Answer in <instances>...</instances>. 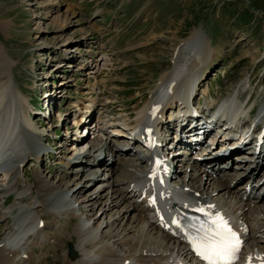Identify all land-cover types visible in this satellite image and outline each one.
<instances>
[{
  "label": "rangeland",
  "instance_id": "rangeland-1",
  "mask_svg": "<svg viewBox=\"0 0 264 264\" xmlns=\"http://www.w3.org/2000/svg\"><path fill=\"white\" fill-rule=\"evenodd\" d=\"M161 1L132 0L130 3V0H0V71L3 70L4 75L8 73L11 75L17 90L21 87L33 102L40 100L43 87L48 90L52 85V77L55 76V69L50 66L47 68L49 64L47 59L50 57L61 63L64 62L63 59L67 54L71 56L68 59L73 64L71 66H69L71 63L65 64V67L69 66L68 69H63L58 75L61 84L66 85L64 91H61L62 98L56 100L61 111L50 123L42 122L45 126L42 128L49 130L52 137L58 138L57 153L69 142L64 140V136L69 132L68 137H70L68 130L70 125L74 138L80 136L76 137L80 131L85 132L84 125H78L79 128L76 129V124H73L75 115L70 113V109L75 101H84L91 96L99 100L95 107L97 109H94L95 117L87 124L89 127H95L101 113L104 119L116 117L119 121H121L120 114L124 116L128 114V120L132 121L137 109L141 108L149 98V93L155 87L160 75L174 69V60L179 59L178 54L181 49L173 58L177 45L182 40L190 41L191 33L196 28L200 30L202 28L211 39L210 46L215 48L214 53L209 54L204 62L205 65L211 57L213 58L205 69L204 65L200 68L195 66L194 69V83L199 89L197 99L201 106L216 103V109L219 102L232 96H237L236 98L239 96L238 99L243 102L251 96L250 103L245 107L254 109L252 114L254 115L264 103V0H164V4H160ZM60 12L63 18L66 15L71 18L62 22V25L66 23L63 28L62 25L60 27V22L55 23V17ZM96 12H99L98 15ZM101 52H104L103 62L107 64L104 65L106 67H103L101 74L95 73L98 78L92 77V74L77 66L82 59H92ZM77 59V63H74ZM41 65H44L42 73ZM189 75L190 71H183L181 79ZM178 82L179 80L176 81V85ZM91 85L95 88L92 94L87 90ZM183 91L185 96H188L187 90ZM202 91H206L207 94L204 96ZM2 103H0V122L7 117L10 119L18 115L17 105L13 108L8 102ZM25 103H28V99ZM30 109L34 112L33 116L31 113L33 123L40 127L38 121L42 118L41 115H38V110L33 106ZM245 116L241 118L244 119ZM108 126L107 122L101 135H112L110 131L113 129ZM93 136L91 131L85 140L88 143H97L99 138H92ZM172 136L175 134L173 133ZM116 138L112 137L116 148L117 145L123 148L127 144L136 150L140 147L139 144L129 145L131 142L125 137ZM47 142L46 139H41V143L47 144ZM81 143L76 142L75 146L78 148L83 145ZM70 144L73 143L70 141ZM64 150L68 152V148ZM101 150L106 151L102 147ZM126 151L129 150H123L122 155L134 161L138 169L141 168L143 171L144 163L138 162L137 155L131 150ZM99 154L98 152L97 155ZM103 154L101 155L104 156ZM67 155L61 152L58 157L50 160V164L44 162L42 156L40 161L34 156H28L21 163V172L23 164L26 171L22 180L37 185L38 176L35 170L39 169L44 179L63 182L61 186L64 192H66L64 188L72 189L76 182L79 181L80 184L84 180L83 185L76 186L80 189L75 194L77 199L75 201L80 202L83 209L89 210L92 207L91 202L87 201L89 196L100 191L101 184L107 185L106 180L112 175V166H104V171L96 168L93 171L97 176L94 174L86 178L87 175L76 173L81 168H72L70 160L65 159ZM106 158L110 159V162L114 160L112 155ZM111 165L116 170L120 166ZM126 169L132 172L135 167L127 166ZM2 172L3 170L0 172L1 177ZM60 178L63 180L59 182ZM134 180H130L129 183ZM199 184L200 182H196V186ZM216 188L215 186L214 189ZM7 189L0 185V236L12 224L9 207L16 196L12 194V197L7 198V194L15 191L8 192ZM26 201L32 200L27 198ZM100 207L101 205L98 208ZM121 207L116 209L113 206L111 216L121 211ZM124 209L121 212L122 217L126 214ZM141 209H143L142 205ZM46 210L47 208L39 211V215L45 221H50L46 224L45 231L56 236L53 238L55 241H47L44 247L35 248L36 252L42 253L41 258H37L36 264H67L68 243L77 241L78 235L73 229L79 223V217L59 219ZM82 211L81 208L78 212ZM94 211H88V215H93ZM131 217L125 220L119 219L116 223H119L118 227L116 224L105 227L104 238H110L115 227L116 230L122 228L131 230L130 226L127 227L128 223H131ZM121 220L124 221L121 223ZM61 222L67 223L64 228L61 227L64 229L63 232L60 231L61 229L52 228L54 224ZM165 243L170 244L169 240H165ZM70 264L78 263L70 262Z\"/></svg>",
  "mask_w": 264,
  "mask_h": 264
},
{
  "label": "bare ground",
  "instance_id": "bare-ground-1",
  "mask_svg": "<svg viewBox=\"0 0 264 264\" xmlns=\"http://www.w3.org/2000/svg\"><path fill=\"white\" fill-rule=\"evenodd\" d=\"M57 4L59 5V2ZM69 10L70 9L68 7V11ZM66 16L65 18H63L61 12L58 13L55 17V23L60 22V27H61L62 22L71 19L69 15L67 17ZM65 24H63L61 28H63ZM191 37L192 38L190 41L182 40V42L179 44L178 48L176 49V53L174 57L178 54L179 49L180 48L181 49L178 54L179 59L174 60V69H171L160 76L157 82L158 84L154 89H152V95L149 97V99L144 103V105L141 108L137 109L133 118L134 121L128 120V116H129L128 114L125 116L121 114L120 116L117 115L121 118V121H119L116 117L104 119L105 117L101 113L99 118V123L102 125L101 126L99 125L101 129L99 130L98 135L102 136L103 138L100 139L99 142L100 145L97 147V149H95L94 145L90 146L89 148L90 153L88 155H84L87 159L82 158L83 155H79L80 146L78 148L75 146L76 142H82L83 144L87 143L88 141L85 140L87 136L83 138L82 137L83 135H81L82 131H80V133H77L78 135L76 137H78L79 135L80 136L78 138H74L73 131L70 130L71 128L70 125L68 130L70 131V141L73 144L67 143L66 145H63L62 150L60 152L68 154L67 155L68 159H71V157L74 156L73 157L74 160L72 161L73 167L75 166L81 167L83 168V170L87 169L89 170V172H86L87 173L86 175L93 176L94 175L93 170L95 168H100L102 167V165L108 163L109 161L107 160V158H105V156L102 159L98 157L100 155L91 154L93 152H96V154L100 152V154L104 153L106 155H112L114 158L116 157L114 159V162L112 163H115L116 166L120 165L119 169L116 170L115 167H113V165L109 164V166H112L111 167L112 175L108 176L106 180L107 185L103 186L100 183L102 189L98 191L96 194H92L91 196H89L87 201L91 202L90 205L92 207L88 211L90 212L95 210L94 213H92L93 215L87 218L79 216L80 222L76 225V227L73 230L78 235L76 247L81 251V254L79 257L75 259L76 261L74 262L78 264H125L126 260H130L129 264H164V261H173L175 259L176 254L177 255L187 254L186 251L182 252V250L185 248L184 246L181 248V250L178 253L175 252V247L174 245H172V242H170L169 240V234L166 235L165 232L162 231L157 226L156 224L157 220L154 212L152 210H149V208L145 204V200L141 199V196H143L150 188L148 183L145 181L143 183L138 184L144 179L143 173L145 172V168H146V157L143 156V154L140 155L139 152H138L139 154H137L139 155L138 161L144 163L145 166V168L143 166V171H142L140 168L141 167L140 164H139L140 169H138V165L134 163V161L122 155L123 149H121L119 145H117L118 148H116V144L115 142H113L112 137L115 138L119 137L118 139L125 137L129 141H134L133 144L139 143L140 135L138 134L136 136H133V134L134 132H137L139 130L140 123L146 118V112L150 109L152 103L156 102V100H159L160 103L163 104V108L160 110L159 113H157V115L151 121L156 123L158 127L162 125L167 127L169 130H173L176 127H178L179 119L182 118L178 116L179 113L174 114L176 115V119L174 122L173 121L169 122L167 117L165 116L166 113L165 110L166 109L172 110L173 108H175L176 103L178 102V100L181 99L180 98V96H182L181 94H185L183 90H187L188 92V96L186 95L182 99L184 102V105L182 107L183 108L186 107L188 103V99L192 97L193 90L197 92L196 90L197 88L194 83L195 66L197 68L203 66L209 54L214 53L215 50L213 46H210L211 41L209 38L206 37V34L203 32L202 29L201 30L195 29L191 33ZM183 49L185 50L180 54V52ZM67 56L71 58L70 54H68ZM2 71H0V100H1V96H4V98L7 97L11 99L14 102V104L15 101L18 103H22V108L20 109V115H17V120H16V122H18L19 124L18 125L14 124V125H16L19 128V131L22 134L21 137L23 138L24 146L22 145L23 147L14 151L15 153H17V164L10 169H3L2 177L0 176L1 178L0 185L7 187L8 192L13 190H18V196L15 198L16 201H14L12 205H10V209H13L15 207L19 208L18 213L13 215L14 222L11 225V229L6 234V236L2 240H0V242L4 243L2 246H0V264H18V263L33 264L31 262L35 252L33 247H41L44 242L51 240L53 237L52 235H49L48 233L45 232V228H40V226L38 225L39 220H41L40 217L38 218L39 211L43 210V208L46 207L48 208L49 213L55 214V216L59 218L63 214H66L69 217H71L70 215L72 216L78 215V212L76 211L77 208L74 203L77 201L73 202L72 199L75 196V194L78 192V189H80L79 187H76L79 185V181L76 182L74 188L69 189L71 190V192H69L65 188L64 190L66 192H64L61 186V184L63 185V182H60V180L64 179L63 177H61L63 179L61 178L59 179L60 183L51 182L48 180V178L44 179L41 171L39 169H36L35 171L38 176L37 185L25 183L21 188L18 187V181H19L18 178L24 173V170H22L21 172V163L24 161V159L26 160V158L30 155L34 156L36 160L41 158L39 151H41L42 150L41 148L43 147L41 145L39 136L41 133L44 132L45 129L44 128L41 129V127H38L32 121V117H31L32 111L30 109V104L29 103L26 104L24 101L28 99V102H30V98L27 96V94H25V92L21 88H19L18 90L16 89V87L14 86L15 82L13 81V78L11 77V75H9V73L4 75L3 74L4 71L3 72ZM183 71H190V75L186 78H183L182 80L181 74ZM97 74L99 73L97 72ZM97 74H95L94 77H98ZM177 80H179V82L173 88V92L172 93L167 92L168 83L171 81L176 82ZM199 81L201 80L199 79ZM98 84L100 85L99 82ZM65 86L66 85L62 84L60 88L61 87L65 88ZM64 88L62 89V91H64ZM87 90L90 91L89 92L90 94H92L95 90L94 85H91ZM61 94L62 93L60 92V95ZM203 94L206 95L207 94L206 91H203ZM236 97L237 96H232L228 99H225L220 105L224 109L226 108L225 110H228L232 113L233 119L231 121V127L233 124H236V130L225 128V133L232 131L236 132L240 128L241 124L244 125L249 119L253 120L259 117V115H257L255 118L252 119L250 117L252 113V109H247L245 107L246 106L245 102H241L238 99L239 97L238 98ZM78 101H75L77 104L76 103L73 104L72 108L70 109V113L75 115L73 124H76V129L79 128L78 127L79 124H83L84 122L89 120V118H86V116L91 118L94 109H96L95 107H97L99 103V100L97 98H92V96L90 98L85 99L84 101H80L79 103ZM211 107H212L211 104H208L207 109ZM222 107L220 108L222 109ZM260 111H261L260 113L264 112V103L261 105ZM244 115H246L245 118L244 119L241 118ZM210 117H212V115ZM221 117L223 118H218V119H228V116H226L225 114H222ZM263 118L264 116L262 117V119ZM107 122L109 123L108 127H112L113 129L110 131V133L112 132V135L109 134L108 135L106 134V136L101 135V131L103 127L106 126ZM14 125L12 126L14 127ZM224 125L225 124L223 125L220 124L219 127L222 129ZM243 125L241 126V128L243 127ZM182 130H184L183 127ZM242 136L244 137V135ZM220 140H222L221 137L219 138V141ZM240 141L241 140L234 143L239 144ZM1 145L2 144H0V146ZM223 145H227V143H224ZM263 145L264 144L260 145L261 151H263V149H261ZM101 147L102 149H106V151L103 152L101 150ZM65 148H68V152L64 150ZM236 149H237L236 151L244 150V152H240L242 154L239 156L250 158V161H248L247 165L253 164L254 168L249 171L250 178L248 180V183L252 184L253 187H256L254 185H256L258 182L257 177L261 175V171L257 170V168L261 166L262 160L264 159L260 156L261 152L258 154L256 153L253 154L252 152H248L247 150H245V148H236ZM13 155L9 154L8 152H3V154L0 155V163L5 160L7 161ZM173 157L179 159L178 156H173ZM220 161L221 162L219 165L222 166L223 172L225 171L228 172L231 169L230 168L231 166L233 167L235 163L239 164L241 162L238 161V158H231V157H221ZM184 164H187V167L189 166V163L187 162H184ZM127 166H134L135 170L130 172V170L126 169ZM197 170L198 172L201 173L200 177L202 178V180L204 176L207 177V181L203 189H199V188L195 189V190H200L203 196H209L212 198L213 201L217 202L220 198H225L226 195H228L230 201L231 199L234 198L235 200L238 199L237 201L238 204H242L241 202H243V205L241 206L242 208L246 209L245 211V216L247 218L246 229L250 230L249 241L253 242L251 244L252 245L251 250L254 251L255 250L254 247L257 246L259 251L261 253H264V203L263 205H261V203L256 202L257 205L256 206L254 205L252 207L251 204L254 202V200L252 199L251 191L242 187L239 190L244 191V194H246L247 197L244 198L243 196L238 194L237 189L229 185L234 179H231L230 181L225 183V187L221 188L216 193V195L213 196V194L209 193L208 190H206V187L208 188L209 187L208 185H211L212 183V180H208V179H210V177L214 178L213 175L210 173V171H208V168H206L204 165L199 166ZM245 171L243 172V174L245 173ZM171 172H174V169L170 168L169 170H167V174H170ZM177 174H178V170H176L175 176ZM253 175L255 176L254 178H252ZM241 177L242 175H239L238 177H236V179H239ZM130 180H134V181L129 183ZM193 180L194 177H191V181ZM98 181L99 180H97V182ZM16 184H17L16 186L17 188L15 187ZM185 185H190V184L188 183ZM185 185H181L179 191H183ZM193 187L194 186H191V188ZM163 190L166 193L168 192V190L166 189ZM215 190H217V188L213 189L212 191ZM186 193H188L190 196L194 195V192L191 191ZM260 195L261 193H259L257 199L260 197ZM27 196H28V200L31 199L32 201L27 202L26 201L27 198L22 199ZM225 200H226L225 203L228 204L229 200L227 198ZM169 203H173V205H175L176 208H178L180 204L183 205L191 204L189 200L186 199H179L180 204H178L177 201L175 200H170ZM165 204L167 203L165 202ZM99 205H101L100 208H98ZM141 205L143 209H141ZM113 206H115L116 209H118L119 206H122L121 208L122 210L125 208L124 211L126 214L122 217L121 212L123 211L121 210V211H117L116 214L111 216V212H112L111 209ZM219 206L221 208H225L226 210L229 209L226 205L222 203H220ZM209 207L211 208V206ZM130 217H131L130 220L131 223H128L127 227L130 226L131 230L127 231V228L125 230L123 228L122 230L119 229L116 230V227H118L119 225V223L118 224L116 223L118 222L119 219L123 218L125 220V219H130ZM106 218L107 220H105ZM92 220L93 223H91ZM124 220H121V223ZM115 224L117 226L115 228L113 227L115 231L112 233V235L109 234L110 238H104L103 236L104 228L114 226ZM63 225H65V223H63ZM55 229H59V227L57 226V228L55 227ZM255 229L258 231H255ZM62 230L64 229H61L60 231L63 232ZM165 240L166 241L169 240L170 244L165 243ZM173 243L176 245V242ZM23 253L28 254L29 256L28 259L21 258V255ZM40 256L41 253H38L37 257ZM73 259L74 258L67 256L66 257L67 264H70V262H72Z\"/></svg>",
  "mask_w": 264,
  "mask_h": 264
},
{
  "label": "snow or ice",
  "instance_id": "snow-or-ice-1",
  "mask_svg": "<svg viewBox=\"0 0 264 264\" xmlns=\"http://www.w3.org/2000/svg\"><path fill=\"white\" fill-rule=\"evenodd\" d=\"M193 211L206 219L202 220L200 216L184 217L188 222L183 225L175 219L172 222L177 227L190 230L189 234L192 236L190 243L208 264H231L236 258L241 242L228 221L220 214L213 216L203 207L195 208Z\"/></svg>",
  "mask_w": 264,
  "mask_h": 264
},
{
  "label": "water",
  "instance_id": "water-1",
  "mask_svg": "<svg viewBox=\"0 0 264 264\" xmlns=\"http://www.w3.org/2000/svg\"><path fill=\"white\" fill-rule=\"evenodd\" d=\"M70 252H71V254L74 253V251H73V245L72 244H70Z\"/></svg>",
  "mask_w": 264,
  "mask_h": 264
}]
</instances>
